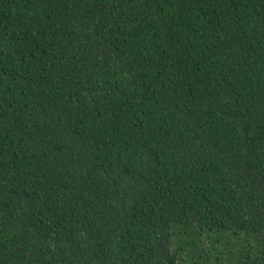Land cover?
I'll return each mask as SVG.
<instances>
[{
	"label": "trees",
	"instance_id": "1",
	"mask_svg": "<svg viewBox=\"0 0 264 264\" xmlns=\"http://www.w3.org/2000/svg\"><path fill=\"white\" fill-rule=\"evenodd\" d=\"M0 264H264V0H0Z\"/></svg>",
	"mask_w": 264,
	"mask_h": 264
}]
</instances>
